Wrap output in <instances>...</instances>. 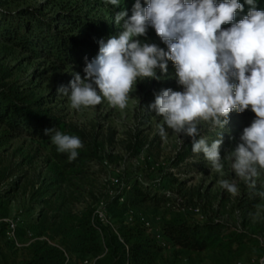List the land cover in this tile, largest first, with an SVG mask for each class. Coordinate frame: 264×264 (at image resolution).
<instances>
[{
    "label": "rangeland",
    "instance_id": "1",
    "mask_svg": "<svg viewBox=\"0 0 264 264\" xmlns=\"http://www.w3.org/2000/svg\"><path fill=\"white\" fill-rule=\"evenodd\" d=\"M5 2L0 0V5ZM18 2L9 3L2 9L6 14L15 15L27 7H41L48 20L63 9L78 11L84 7L82 12L86 16L115 22V15L82 0L75 3L24 0L22 5ZM56 27L66 28L57 23ZM120 31L122 28L115 23L113 36ZM75 36L86 38L79 33ZM137 39L168 50L152 27L145 36ZM73 73H79L82 78L85 75L83 68L75 64H60L44 57L31 59L16 47L0 42V89L32 101L51 100L52 103H46L43 110L61 120L66 126V134L72 131V135L80 138L83 147L77 151L91 152L93 156L79 175L60 178L52 144L29 137L10 139L7 129L0 126V193L7 196L1 203L2 213L9 219H20L23 223L20 228L24 226L21 234H17L21 247L12 244L6 248L0 240V247L4 248L0 253V264H22L24 244L29 242L26 232L35 233V219L44 208L49 217L59 211L77 214L86 208L105 206L119 196L130 199L132 188H147L149 194L160 198L167 195L169 200L166 202H147L135 208L156 230H160L163 220L176 214L185 216L191 223H200L202 216L203 221H217L230 230L247 233L264 248V196L260 195L264 193V171L255 178V187L250 188L236 176L231 161L224 159L240 142L243 129L255 119L250 109L243 113L233 111L223 129L212 128L203 122L198 126L209 143L217 139L219 133L223 136L220 153L224 174L221 175L202 153L197 155L191 151V137L183 133L175 135L166 125L167 138L162 139L159 135L158 125L163 123V118L149 105L161 90L183 91L177 83L172 61H167L166 73L156 69L161 79L138 81L122 110L112 107L106 99L95 107L71 108L68 97L60 95L57 89L68 87ZM233 82L237 81L233 79ZM221 179L235 183L238 193L233 195L220 187ZM57 181L61 183L57 184ZM37 192L40 193L38 196ZM41 200H47L49 204L40 207ZM195 210H199L200 216L194 213ZM166 251L165 254L170 252L168 248ZM237 264H262V260L248 254Z\"/></svg>",
    "mask_w": 264,
    "mask_h": 264
},
{
    "label": "clouds",
    "instance_id": "2",
    "mask_svg": "<svg viewBox=\"0 0 264 264\" xmlns=\"http://www.w3.org/2000/svg\"><path fill=\"white\" fill-rule=\"evenodd\" d=\"M245 2L250 6L247 15L232 23L237 11L244 9L239 0L218 4L216 0H147V7L136 0L131 17L126 18V11L115 13V23L122 31L106 42L99 41L98 55L86 62L83 78L73 73L69 86L57 91L68 97L73 109L95 107L106 99L122 110L138 81L161 79L156 69L166 73L167 61H172L183 91L161 90L149 105L163 118L159 135L167 138L166 125L175 135L191 137V151L202 153L223 175V136L219 133L209 143L198 126L203 122L223 129L233 111L250 109L255 119L224 159L231 161L236 176L254 188L255 178L264 171V11L257 9L256 0ZM107 3L119 6L121 0ZM225 24L231 27H222ZM149 27L166 43L167 51L137 39ZM50 133L58 152L68 153L69 160L77 158V150L83 147L79 137L45 130ZM219 185L233 195L238 193L236 184L227 179Z\"/></svg>",
    "mask_w": 264,
    "mask_h": 264
},
{
    "label": "trees",
    "instance_id": "3",
    "mask_svg": "<svg viewBox=\"0 0 264 264\" xmlns=\"http://www.w3.org/2000/svg\"><path fill=\"white\" fill-rule=\"evenodd\" d=\"M5 1L0 5V42L16 47L31 59L44 57L84 69L86 62L98 55L99 41L106 42L114 34L115 22L86 16L82 12L84 7L78 11L63 9L47 20L41 7H27L15 15L6 14L2 9L5 5L18 1L22 5L24 0ZM66 1L75 3L80 0ZM82 1L91 2L96 8L113 15L126 11V18L131 17L136 3V0H121L119 6H112L107 0ZM220 2L216 0L217 4ZM239 2L244 9L237 11L232 23L247 15L250 8L245 0ZM140 3L142 7H147V0H140ZM256 7L264 11V0H256ZM56 23L66 28H58ZM222 27H231V24ZM75 33L86 38H77ZM92 38L100 40L94 42ZM46 103L51 104L52 101L44 98L32 101L0 89V126L7 129L10 139L29 137L52 144L60 178L79 175L93 156L91 152L78 151L77 158L69 160L68 153L57 151L51 142L52 134H45V130L55 129L66 134V126L43 110ZM67 134L72 135V131ZM59 183L61 181H57ZM39 194L37 192L36 195ZM131 195L130 199L124 197L122 204L119 196L105 205L109 218L107 225L98 220L96 209L86 208L77 214L59 211L49 217L44 208L35 219V233L32 232L35 240L26 247L22 264H80L83 261L94 264H237L248 254L259 257L264 264V248L257 240L245 232L230 230L217 221L191 223L185 216L176 214L163 220L159 230L161 239H156L140 222L141 215L135 208L147 202H166L169 200L167 195L163 194L161 198L152 196L147 188H132ZM4 198L7 199V196L3 197L0 193V240L7 248L14 242L7 237L8 224L5 220L9 218L2 213L1 205ZM39 203L40 207L49 204L47 200ZM23 227L17 231L18 235ZM162 243L166 246L163 247ZM167 248L170 252L165 254ZM3 249L0 247V253Z\"/></svg>",
    "mask_w": 264,
    "mask_h": 264
},
{
    "label": "built area",
    "instance_id": "4",
    "mask_svg": "<svg viewBox=\"0 0 264 264\" xmlns=\"http://www.w3.org/2000/svg\"><path fill=\"white\" fill-rule=\"evenodd\" d=\"M178 201L182 202V200H178ZM119 202L123 203L124 198L123 197L119 198ZM194 213L197 214V216H200L199 210H195ZM95 214L101 223H103L104 225L108 224L109 218H108L106 207L103 204L99 208L96 209ZM139 219H140V222L142 224H144V226L147 228V230L149 231L150 234L155 236V238L158 240L161 239L160 231L156 230L154 228L152 222H150L148 219H146L143 216H139ZM200 221H203L202 216H200ZM0 222H1V220H0ZM5 222L8 224L7 237L9 238V240L14 242L16 247H18V248L21 247L19 242H18L17 231L19 230L20 226L23 225V223L20 221V219H16V218L7 219V220H5ZM26 238L29 241V244L35 240L34 234L30 231L26 232ZM162 246L165 247L166 244L162 243ZM80 264H94V263L88 262V261H83Z\"/></svg>",
    "mask_w": 264,
    "mask_h": 264
},
{
    "label": "crops",
    "instance_id": "5",
    "mask_svg": "<svg viewBox=\"0 0 264 264\" xmlns=\"http://www.w3.org/2000/svg\"><path fill=\"white\" fill-rule=\"evenodd\" d=\"M29 245V242L25 243L24 246L27 247Z\"/></svg>",
    "mask_w": 264,
    "mask_h": 264
}]
</instances>
